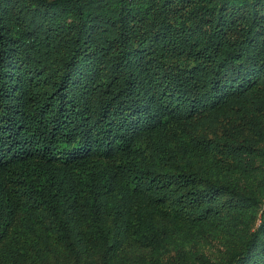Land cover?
Wrapping results in <instances>:
<instances>
[{"label":"trees","instance_id":"16d2710c","mask_svg":"<svg viewBox=\"0 0 264 264\" xmlns=\"http://www.w3.org/2000/svg\"><path fill=\"white\" fill-rule=\"evenodd\" d=\"M0 264H264V0H0Z\"/></svg>","mask_w":264,"mask_h":264}]
</instances>
